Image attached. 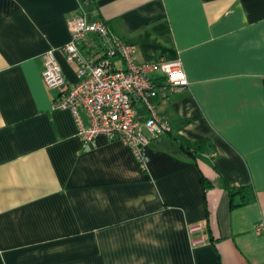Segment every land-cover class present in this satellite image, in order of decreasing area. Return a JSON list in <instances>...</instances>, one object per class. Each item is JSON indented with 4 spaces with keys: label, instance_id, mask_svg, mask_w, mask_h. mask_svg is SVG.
Returning a JSON list of instances; mask_svg holds the SVG:
<instances>
[{
    "label": "crops",
    "instance_id": "obj_1",
    "mask_svg": "<svg viewBox=\"0 0 264 264\" xmlns=\"http://www.w3.org/2000/svg\"><path fill=\"white\" fill-rule=\"evenodd\" d=\"M77 14L138 64L182 63L146 171L120 141L84 147L52 110L42 57ZM0 264H264V0H0Z\"/></svg>",
    "mask_w": 264,
    "mask_h": 264
},
{
    "label": "built area",
    "instance_id": "obj_2",
    "mask_svg": "<svg viewBox=\"0 0 264 264\" xmlns=\"http://www.w3.org/2000/svg\"><path fill=\"white\" fill-rule=\"evenodd\" d=\"M68 29L70 42L42 57V79L53 93L52 110L72 114L84 147L99 136L120 141L146 171L149 144L171 132L158 104L189 85L182 63L138 64L134 46L116 37L104 21L91 22L84 14L72 16ZM58 52L76 67L75 83L66 80ZM116 58L122 63L119 68L112 62ZM153 74L160 78L151 77Z\"/></svg>",
    "mask_w": 264,
    "mask_h": 264
},
{
    "label": "trees",
    "instance_id": "obj_3",
    "mask_svg": "<svg viewBox=\"0 0 264 264\" xmlns=\"http://www.w3.org/2000/svg\"><path fill=\"white\" fill-rule=\"evenodd\" d=\"M180 143H181V147L183 148V150L191 156H194L195 151L201 152L203 147H205V145H206V142L187 143V142L181 141ZM202 185H203L204 190L211 187V184L204 179L202 180Z\"/></svg>",
    "mask_w": 264,
    "mask_h": 264
}]
</instances>
